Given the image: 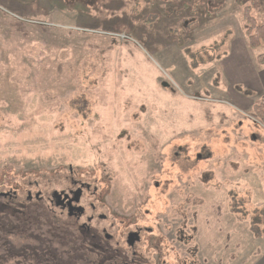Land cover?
I'll use <instances>...</instances> for the list:
<instances>
[{"label": "rangeland", "instance_id": "374dc122", "mask_svg": "<svg viewBox=\"0 0 264 264\" xmlns=\"http://www.w3.org/2000/svg\"><path fill=\"white\" fill-rule=\"evenodd\" d=\"M246 9L264 25V0H0V193L22 191L0 199V264H104L133 225L153 229L134 264H264ZM186 49L217 58L194 70ZM72 178L79 224L50 205Z\"/></svg>", "mask_w": 264, "mask_h": 264}, {"label": "flooded vegetation", "instance_id": "af4514ba", "mask_svg": "<svg viewBox=\"0 0 264 264\" xmlns=\"http://www.w3.org/2000/svg\"><path fill=\"white\" fill-rule=\"evenodd\" d=\"M71 183L73 184L70 188H68L67 190H63L61 192L58 191H54L51 195V201H50V205L52 207H54L55 209H57L60 212V216L61 217H65L68 220H74L76 224L80 223V220L83 218V216L85 215V208L80 204L81 203V199L83 197L84 194V189L85 186L80 184L79 181H76L74 178H72ZM41 193H38L36 195V200L39 203H42L44 198L41 196ZM3 198L5 200H7V204H2V208H7L9 210H12L14 205L20 204L21 200H22V191L21 189H16V186L11 183L8 187L7 191H3L0 193V199ZM33 200L32 197V192L28 191V195H27V200H26V204H24L23 206L26 208L27 205H29ZM52 210H54L53 208H50ZM102 219H106L107 217L102 216ZM92 218H89V224L92 223ZM112 229L115 227V225H111ZM80 231H85L83 232V235L86 237L85 240L87 239L89 243H92L91 246H93L94 241L96 243L97 240H100V237L98 236V231L97 233L95 232V230L93 229V227H91V225H87V224H81L79 227ZM131 229V230H130ZM150 228L148 227H139L138 225H133V227L129 226L127 228V233L125 234L126 239L124 240L125 245L123 244V241H119L116 243V247L112 249L107 250V254H106V260L104 261V264H134L136 262L132 261V262H128L126 259V256L124 253H122L123 250H125V248H127L128 250H133L137 247H139L141 244H145L146 243V238H145V234L149 235L153 229H151V231L149 230ZM105 236V240L107 241H112L113 235L109 234L108 229L105 228L103 229ZM108 232V233H107ZM112 253V254H111ZM42 257L40 256V258L37 259V257H34L32 253H29V255H27V257H25V264H33L34 261H38L39 259H41ZM45 264H50L49 260H46Z\"/></svg>", "mask_w": 264, "mask_h": 264}, {"label": "trees", "instance_id": "16d2710c", "mask_svg": "<svg viewBox=\"0 0 264 264\" xmlns=\"http://www.w3.org/2000/svg\"><path fill=\"white\" fill-rule=\"evenodd\" d=\"M245 31L248 38V45L252 49H258L264 44V25H258L256 20L251 16L250 10H245ZM185 53L191 59L192 69H197L200 65H207L213 62L217 57H209L208 60H205L202 56L198 57L196 54L192 53L190 50L186 49ZM200 58V59H199ZM260 63L264 66V54L258 57ZM236 90L240 93H243L245 96H252V92L249 90H244L242 87L237 86ZM73 109L78 111L84 116L88 114V102L84 99H77L71 102ZM253 110L256 116V119L264 124V96L261 98L258 104L253 106ZM257 231V230H255Z\"/></svg>", "mask_w": 264, "mask_h": 264}, {"label": "crops", "instance_id": "0c3cea01", "mask_svg": "<svg viewBox=\"0 0 264 264\" xmlns=\"http://www.w3.org/2000/svg\"><path fill=\"white\" fill-rule=\"evenodd\" d=\"M253 72L255 73H253L252 76L248 77V80H250L252 85L255 87L254 89L252 88V90L253 91L257 90L264 94V68L260 69V71L254 70ZM252 90H249V91L252 92Z\"/></svg>", "mask_w": 264, "mask_h": 264}]
</instances>
